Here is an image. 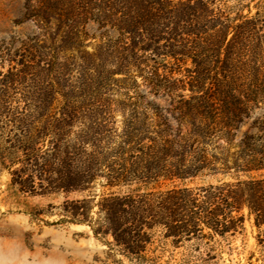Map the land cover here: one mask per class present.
Listing matches in <instances>:
<instances>
[{"label":"trees","instance_id":"obj_1","mask_svg":"<svg viewBox=\"0 0 264 264\" xmlns=\"http://www.w3.org/2000/svg\"><path fill=\"white\" fill-rule=\"evenodd\" d=\"M25 2L24 18L41 22L48 38L0 48V167L13 185L91 194L99 184L107 194L94 206L95 198L72 203L68 222L95 239L111 236L112 254L133 264L145 230L188 243L197 264H220L222 244L244 232V209L264 226V0ZM89 24L101 32L93 53ZM138 78L170 98V120L142 105ZM219 175L236 183L184 188ZM165 181L183 188L140 194ZM257 246L248 264H264Z\"/></svg>","mask_w":264,"mask_h":264},{"label":"rangeland","instance_id":"obj_2","mask_svg":"<svg viewBox=\"0 0 264 264\" xmlns=\"http://www.w3.org/2000/svg\"><path fill=\"white\" fill-rule=\"evenodd\" d=\"M25 0H0V48H10L12 53L19 50L23 43L37 38H48V29L35 19L24 18ZM87 37L84 44L86 51L94 52L99 44L101 32L95 24L86 27ZM116 37V33H110ZM170 60H167V62ZM166 62V63H167ZM7 69V67H5ZM161 73V71H160ZM116 76L115 79H121ZM136 93L142 96V105L146 102L158 106L162 114L170 120V98L167 96L154 97L150 89L140 78L137 79ZM133 96V92L129 93ZM18 98V97H17ZM117 102L123 97L116 96ZM142 106V107H143ZM168 110V111H167ZM259 111H255V116ZM116 133L121 131L124 117L121 113L115 115ZM248 128L244 126L234 140L237 143L243 132ZM254 174L252 177H258ZM10 174L0 167V264H133L122 253L112 254L107 244L112 243V237L95 239L86 225H76L68 222L69 215L66 210L77 201H93L94 206L102 194H107L99 184L95 185L91 194L88 193H48L35 181L32 191L21 192L18 185H13ZM241 181L247 178L241 177ZM236 183L233 176H203L191 182H186L184 188L196 190ZM183 186L175 182H160L158 186L142 190V193H164L168 190ZM125 192V191H124ZM97 207H93L90 217L97 218ZM244 215V232L238 233L222 244V260L220 264H248L243 258L248 253H256L258 258L257 240L264 246V226L259 230L254 226L253 217ZM145 249L141 253L142 261L139 264H197V252L188 243L181 242L173 245V239L160 228L151 231L145 230ZM244 255H238L242 251ZM264 250V247H263ZM252 264L256 263L255 259Z\"/></svg>","mask_w":264,"mask_h":264},{"label":"bare ground","instance_id":"obj_3","mask_svg":"<svg viewBox=\"0 0 264 264\" xmlns=\"http://www.w3.org/2000/svg\"><path fill=\"white\" fill-rule=\"evenodd\" d=\"M2 259V255H0V260Z\"/></svg>","mask_w":264,"mask_h":264}]
</instances>
